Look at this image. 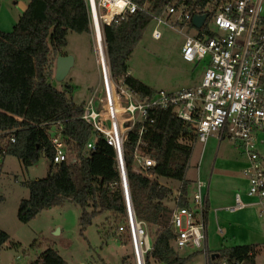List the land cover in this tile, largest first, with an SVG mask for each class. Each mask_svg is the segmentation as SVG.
Returning a JSON list of instances; mask_svg holds the SVG:
<instances>
[{
	"label": "trees",
	"instance_id": "trees-1",
	"mask_svg": "<svg viewBox=\"0 0 264 264\" xmlns=\"http://www.w3.org/2000/svg\"><path fill=\"white\" fill-rule=\"evenodd\" d=\"M186 1L194 7L202 0ZM133 2L139 8L151 10L152 15L147 10L127 14L118 25L104 26V37L114 80L146 97L157 91L130 74L129 62L136 45L154 22L153 16H162L166 6L176 0ZM188 25L194 27L193 20ZM70 32L91 34L86 0H31L11 32L0 30V132L16 130V143L10 146L8 155L15 156L26 168L36 165L42 155L50 162L48 176L28 184L30 196L20 204L19 220L28 223L41 211L70 202L82 209L83 234L96 217L105 213L114 217L113 227H119L124 220L125 204L113 148L84 122L83 105L78 106L67 90L60 91L50 83L55 76L57 57L65 55ZM149 118L153 123L137 125L125 145L136 215L147 225L162 229L146 256V263L187 264L191 256L179 255L175 234L169 228L172 208L168 202L173 191L161 180L180 182L182 197L178 205H189L190 182L186 175L197 135L190 123L178 119L171 111L153 110ZM55 124L62 127L68 151L77 158L73 166L53 162L50 129ZM92 140L95 149L86 152ZM140 150L152 155L156 166L137 173L134 155ZM100 233L109 236V232ZM8 240V234L0 230V249ZM259 252L258 245L223 247L216 252L219 257L215 260L210 257L208 264H256ZM29 264L68 263L50 247Z\"/></svg>",
	"mask_w": 264,
	"mask_h": 264
},
{
	"label": "built area",
	"instance_id": "built-area-1",
	"mask_svg": "<svg viewBox=\"0 0 264 264\" xmlns=\"http://www.w3.org/2000/svg\"><path fill=\"white\" fill-rule=\"evenodd\" d=\"M91 31L94 37L96 64L100 84L83 105L84 122L101 135L115 152L119 187L122 190L125 214L120 232H125L132 247L133 264H147L146 256L153 250L148 225L139 220L128 177L125 145L137 125L148 121L151 111H171L178 119L190 123L197 142L206 145L213 136L234 141L247 158L243 175L248 181L247 195L264 203V165L256 147V136L264 134V0H202L191 6L186 0H176L166 6L162 16H153L162 23L164 17L174 18L170 26L188 25L194 16H206L196 36H186L181 49L182 59L204 65L200 83L177 91H157L143 97L114 80L104 37V26H116L127 14L139 8L133 0H86ZM194 11V13H193ZM152 15L151 10H147ZM155 40L162 35L152 31ZM102 98L98 99L97 95ZM51 144L54 164L76 158L68 151L60 124L52 126ZM16 143V130L0 132V183L9 148ZM146 146L145 143H142ZM95 149L94 141L86 152ZM77 159V158H76ZM137 173L156 166V160L144 150L134 155ZM209 184L200 178L187 199L189 205L179 206L181 191L175 195L169 228L175 234L177 250L202 252L210 259L207 246V198ZM241 194H236L234 213L246 208ZM157 233L162 229L157 228ZM209 262V261H208ZM222 264H226L223 262Z\"/></svg>",
	"mask_w": 264,
	"mask_h": 264
},
{
	"label": "rangeland",
	"instance_id": "rangeland-1",
	"mask_svg": "<svg viewBox=\"0 0 264 264\" xmlns=\"http://www.w3.org/2000/svg\"><path fill=\"white\" fill-rule=\"evenodd\" d=\"M17 1L0 0L4 17L6 12H14V3ZM173 20L165 16L162 23L154 21L136 45L129 62L130 74L155 91L172 92L188 88L196 85L203 76V64L187 63L181 56L186 36L198 35L197 29L189 25L173 29L170 26ZM154 29L161 33V39H153L151 34ZM67 39L64 54L72 56L74 64L64 80L59 81L54 76L50 83L60 91L67 90L74 103L82 106L100 84L94 37L92 31L91 34L70 32ZM97 98L102 96L98 94ZM53 131L51 127L50 132ZM214 137L208 140L204 150L202 143L195 144L186 179L195 183L199 177L208 182L211 195L221 199L230 191H236L242 185L245 187L239 162L243 160L242 149L234 141L225 139L219 142ZM49 166L50 162L45 155L29 168L15 156L8 155L5 159L0 183V230L8 234L9 240L0 249V264H29L50 247L56 249L68 264H133L128 236L119 231L123 223L114 228V217L109 213L96 217L83 234L80 224L82 209L70 202L43 210L28 223L19 220L20 204L30 196L28 184L46 178ZM136 166L134 169H138ZM75 178L79 183L80 174L77 169ZM161 182L173 192L180 189V182L176 180L162 179ZM174 203L171 199L168 206L173 208ZM223 203L220 202L221 205ZM261 208L264 207L253 211L247 209L238 214H229L223 210L215 214L213 208L207 225L209 251L258 244L261 251L257 255L256 264H264V213ZM88 211L91 209L88 208ZM225 222L234 223L233 238L227 235ZM102 230L104 233L109 232V236L101 234ZM147 231L153 244L157 231L149 225ZM179 255L191 256L187 264H208L209 261L202 252L189 249L179 251Z\"/></svg>",
	"mask_w": 264,
	"mask_h": 264
},
{
	"label": "crops",
	"instance_id": "crops-1",
	"mask_svg": "<svg viewBox=\"0 0 264 264\" xmlns=\"http://www.w3.org/2000/svg\"><path fill=\"white\" fill-rule=\"evenodd\" d=\"M30 1L31 0H19V1L15 2L14 3L15 8L13 10L14 12H12V10H11L12 13L6 12V14H4L5 17L3 16V14H2L3 12H1V8H0V30L8 32V30L10 28L14 27L17 24V22L19 21V19L23 16L25 11L27 10ZM201 79H200V81H201ZM200 81L197 82L196 85H198L200 83ZM196 85H194V86H196ZM191 87H193V86H191ZM214 139L216 141H219V142H222L223 140H225V139L221 140L218 136L214 137ZM205 146L206 145H203V150L205 149ZM256 147H257L258 153L260 154V157H261V160H262V165H264V134H262V133H258L257 134V136H256ZM241 157L243 158V160H241L239 162H240V166L242 167V175H243V169L247 165V158L244 155L243 151H242ZM243 178H244V181H245V187L242 185L236 191L235 190L230 191L226 196H223V198H221V199L217 198V196H215V195H211L210 186L208 187V192H207V194H208V198H207V208H208L207 225H208V222H209L210 212L212 211L213 208H214L213 210H214L215 214L218 211H222V210L227 212V213H229V214H236V213L238 214V213H241L243 211H246L247 209H248V211H253V209H256L258 207L259 208L260 207H264V203H260V202H258L257 199L251 198V197H249L247 195L248 181L246 180L244 175H243ZM188 181L190 182V185L188 187V196L191 197V195L193 193V190H194V184L195 183H192L190 180H188ZM180 187H181V184H180ZM179 191H180V189L177 192L176 191H174V192H176V195H177V193ZM174 192H173V194H174ZM236 194H241V197H242L243 201L246 203L247 206H246L245 209H242L240 211L231 213V212L227 211V208H230V207L234 206ZM174 198H175V196L174 197L172 196L173 200H174ZM222 201L224 202L223 205L220 204V202H222ZM261 209H262V213H264V208H261ZM225 224H226V227H224V228H225V230L227 232V235H229L230 238H233L234 237L233 234H234V231H235V226L233 225L234 223L233 222H225ZM207 246H208V241H207ZM260 247L261 246L258 245V250L261 251ZM218 251H215V252L212 251V253H216ZM126 259H127V257H126Z\"/></svg>",
	"mask_w": 264,
	"mask_h": 264
},
{
	"label": "water",
	"instance_id": "water-1",
	"mask_svg": "<svg viewBox=\"0 0 264 264\" xmlns=\"http://www.w3.org/2000/svg\"><path fill=\"white\" fill-rule=\"evenodd\" d=\"M206 21V16H194L193 18V25L200 29L204 25ZM74 64V59L72 56L69 55H61L57 57L56 61V71H55V76L56 79L59 81L64 80L67 75L69 74L72 66ZM77 163L76 158H71L70 161L68 162L69 166H73ZM219 257L218 253H213L211 258L212 260H215L216 258Z\"/></svg>",
	"mask_w": 264,
	"mask_h": 264
}]
</instances>
